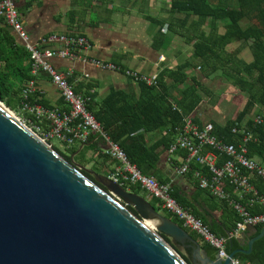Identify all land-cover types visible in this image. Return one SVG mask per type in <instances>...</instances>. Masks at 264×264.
<instances>
[{
    "label": "trees",
    "instance_id": "16d2710c",
    "mask_svg": "<svg viewBox=\"0 0 264 264\" xmlns=\"http://www.w3.org/2000/svg\"><path fill=\"white\" fill-rule=\"evenodd\" d=\"M169 1L172 18L167 21V25L159 23V36L156 37V42H159L160 38H169L170 35L182 38L187 45L192 46V54L188 59L178 64L176 68L161 70L155 86L136 83V90L110 88L99 100L98 95L93 92L95 86L90 82L81 84L80 87L73 86L74 91L88 97L89 111L141 173L153 176L160 183H167L156 177L162 154L169 153L175 140L176 128L183 124L184 118L193 115L201 107L204 95L213 94L207 82L213 79L222 80L237 88L246 97V102L234 119H227L223 123L210 121L214 125L215 134L227 142H234L237 137L232 129L244 123L247 130L261 136V144L249 146L248 155L259 156L264 160V0ZM31 2L28 1L23 9H28ZM163 25L166 26V33L162 31ZM245 49H248L250 54L248 57H241L240 53ZM36 77L37 75L32 74L29 51L0 17V101L11 110L17 108L21 112L22 89L28 82L36 80ZM74 80L75 76L72 75L69 82L73 85ZM36 97L33 96L32 101ZM42 99L44 105L54 107ZM55 107L65 110L64 100L62 99ZM22 114L25 118L33 119L29 114ZM256 114L263 118L260 125L253 123V116ZM193 118L196 123L203 125L195 115ZM103 146L106 145L102 138L91 137L84 145L64 148L65 154L56 147L53 148L69 162L82 167V173L94 180V175L88 170L105 176L114 170L110 169L113 160L102 149ZM175 155L186 157L183 150L177 151ZM178 164V161L173 159V166L177 167ZM195 169L199 170L200 167L193 164L192 170ZM187 175L193 179L192 172ZM123 187L142 195L156 211L163 212V215L183 227L181 221L165 211L156 198H148L145 190L139 185ZM262 192L264 193V190ZM209 195L213 197L210 193ZM173 197L188 212L206 224L175 189ZM223 206L229 209L224 202ZM128 208L134 211L133 208ZM255 209L251 212L258 213L257 208ZM231 220L235 227L239 220L235 212L231 215ZM262 227L257 226L252 237L262 232ZM184 229L200 242L201 248L210 257L215 256L216 252L210 245L204 243L194 232ZM162 236L171 243L168 237ZM173 247L179 252L175 245ZM239 249L240 243L236 239L228 240L227 253L232 254ZM181 255L190 263L187 255L183 253ZM235 257L243 263L264 264V237L255 243L252 254L236 252Z\"/></svg>",
    "mask_w": 264,
    "mask_h": 264
},
{
    "label": "water",
    "instance_id": "95a60500",
    "mask_svg": "<svg viewBox=\"0 0 264 264\" xmlns=\"http://www.w3.org/2000/svg\"><path fill=\"white\" fill-rule=\"evenodd\" d=\"M81 169L0 110V264H232L145 197ZM262 230L240 252L252 253Z\"/></svg>",
    "mask_w": 264,
    "mask_h": 264
},
{
    "label": "built area",
    "instance_id": "2783aa9c",
    "mask_svg": "<svg viewBox=\"0 0 264 264\" xmlns=\"http://www.w3.org/2000/svg\"><path fill=\"white\" fill-rule=\"evenodd\" d=\"M0 17L17 34L19 41L31 55L32 74L46 73L59 90L66 109L44 105L43 91L36 80L28 82L20 95L22 113L33 117H23L24 122L43 142L53 147L52 141H59L64 148L86 144L91 137H100L105 142V151L115 162L114 170L107 177L121 186L139 185L150 196L156 198L161 207L175 216L183 227L195 232L200 238L213 247L220 258H229L226 252V237L214 234L209 227L196 218L173 197L170 182L160 183L153 176L144 175L139 168L131 163L122 148L112 141L104 131L101 123L88 109V97L74 91L69 82L73 71L61 72L52 64V59H82L105 71H116L133 79L135 83H145L155 86L158 74H143L125 69L112 62H105L84 53L92 47L91 41L77 34H51L42 38L40 43H34L18 10L17 0H0ZM37 96L32 101L33 96ZM22 123V122H21ZM24 123V125H25ZM253 123L260 125L263 118L256 114ZM26 126V125H25ZM27 127V126H26ZM237 137L234 142L219 138L214 132L212 123L202 126L194 121L192 115L184 118L183 124L176 128L175 140L169 152L174 155L179 150L186 153L182 165L176 168L180 176L193 173L199 188L210 191L218 199L226 201L240 215L234 229V235H239L251 226L264 225V193L258 191V185L264 187V160L260 157H250L249 146L261 144V136L246 129L245 124L232 129ZM264 143V140H263ZM198 165L199 170H192V165ZM232 187L235 196L226 190ZM234 195V194H233ZM259 205L262 213L253 214L249 207ZM232 264H248L238 259H231Z\"/></svg>",
    "mask_w": 264,
    "mask_h": 264
},
{
    "label": "crops",
    "instance_id": "0c3cea01",
    "mask_svg": "<svg viewBox=\"0 0 264 264\" xmlns=\"http://www.w3.org/2000/svg\"><path fill=\"white\" fill-rule=\"evenodd\" d=\"M28 1H32L31 6L23 9ZM17 6L25 29L34 43H40L42 38L51 34L83 35L92 43L91 49L84 53L88 59L93 57L150 75L158 74L166 68H176L192 54V46L187 45L176 35H170L165 39L160 38V41L156 42V37L159 36V23L167 25V21L172 18L169 0H17ZM94 11L100 15L99 20L95 21L90 17V13ZM164 25L162 31L166 33ZM247 52L248 49L241 51L240 56L248 57L249 52ZM51 62L61 72L73 71L75 76L73 86L80 87L79 85L88 82L93 84L95 86L93 92L98 95V100L102 99L110 88L136 90V83L130 77L124 76L123 73L117 76L113 73L116 71H105L82 59L54 58ZM110 76L111 79L108 80ZM36 82L49 105L55 107L61 102L63 98L59 90L46 73H38ZM199 121L203 124L210 122L200 119ZM216 122L221 123V121ZM153 137L154 135L151 138ZM102 149L105 151V146ZM169 153H163L161 156L157 179L170 182L172 188L181 194L191 208L206 221V225L210 230L212 228L211 231L214 234L225 235L227 242L236 239L240 243V249L236 252L242 253L240 250H248V242L254 238L252 234L257 226H251L241 234L234 235L236 226L233 227L231 215L235 212L240 221L238 212L226 201L213 196L210 191L199 189L194 177L191 179L189 175H178L176 168L182 165L185 158L179 155L173 157L174 154ZM173 159L178 161L177 167L173 166ZM113 162L110 164V169L115 166ZM262 190L264 187L258 185V191L263 193ZM226 191L232 197L235 196V190L232 187H228ZM223 202L229 206V209L223 206ZM255 208L259 212L253 214L262 213L263 210L259 205L249 207L250 212L256 210ZM261 226L264 229V225ZM236 252L232 254L235 255ZM210 258L216 259L217 252Z\"/></svg>",
    "mask_w": 264,
    "mask_h": 264
},
{
    "label": "rangeland",
    "instance_id": "374dc122",
    "mask_svg": "<svg viewBox=\"0 0 264 264\" xmlns=\"http://www.w3.org/2000/svg\"><path fill=\"white\" fill-rule=\"evenodd\" d=\"M90 17L92 18V20H95V21L100 19V15L95 11L90 13ZM113 73H116L115 75L117 76L121 74V72L119 71L113 72ZM110 79H111V76L108 77V80ZM207 84L210 86L208 88L213 94L204 95V100L201 103V107L198 108L197 111L193 113V115H195L198 119L206 121V122L207 121H214V122L221 121V123H223V121L227 119H230V118L234 119L235 116L238 114V112L242 110V108L244 107L245 102H246V97L241 92H239L237 88L233 87L231 84H228L224 81L222 82V80H217V79L209 80ZM2 104L4 103L2 102ZM11 111L14 113L15 117L20 122H22L23 124L25 123L24 118H23L24 115L17 108ZM254 117L255 115L253 116V118ZM25 125L28 128H31V125H29L27 122L25 123ZM52 144L59 151L63 152L64 154L66 153L64 147L59 141L53 140ZM88 167L90 168V166ZM162 214L164 213L162 212ZM171 243H169L170 246L172 245ZM181 253H183L184 255L190 256L188 255V253H186V251L179 249L178 254L182 257Z\"/></svg>",
    "mask_w": 264,
    "mask_h": 264
},
{
    "label": "bare ground",
    "instance_id": "6f19581e",
    "mask_svg": "<svg viewBox=\"0 0 264 264\" xmlns=\"http://www.w3.org/2000/svg\"><path fill=\"white\" fill-rule=\"evenodd\" d=\"M0 110L4 113H6L8 116L12 117L13 119H17L14 115V113L11 111L10 108H8L7 106H5L4 104H2V102L0 101ZM28 128V127H27ZM29 129V128H28ZM31 132H33L31 129H29ZM34 133V132H33ZM35 134V133H34ZM36 135V134H35ZM144 224L147 228L149 229H154L155 227V222L153 221H149V220H146L144 221Z\"/></svg>",
    "mask_w": 264,
    "mask_h": 264
},
{
    "label": "flooded vegetation",
    "instance_id": "af4514ba",
    "mask_svg": "<svg viewBox=\"0 0 264 264\" xmlns=\"http://www.w3.org/2000/svg\"><path fill=\"white\" fill-rule=\"evenodd\" d=\"M185 251V250H184ZM186 253H188L187 251H186Z\"/></svg>",
    "mask_w": 264,
    "mask_h": 264
}]
</instances>
